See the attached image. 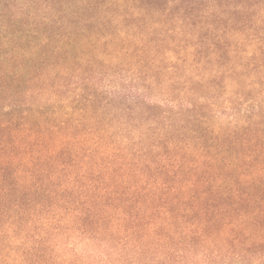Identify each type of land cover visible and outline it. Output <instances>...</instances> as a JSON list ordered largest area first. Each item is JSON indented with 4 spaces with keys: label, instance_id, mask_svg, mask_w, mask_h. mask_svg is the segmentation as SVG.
Instances as JSON below:
<instances>
[{
    "label": "trees",
    "instance_id": "trees-1",
    "mask_svg": "<svg viewBox=\"0 0 264 264\" xmlns=\"http://www.w3.org/2000/svg\"><path fill=\"white\" fill-rule=\"evenodd\" d=\"M74 1L137 14L126 66L164 102L97 93L72 49L0 72V264H264V0Z\"/></svg>",
    "mask_w": 264,
    "mask_h": 264
},
{
    "label": "rangeland",
    "instance_id": "rangeland-1",
    "mask_svg": "<svg viewBox=\"0 0 264 264\" xmlns=\"http://www.w3.org/2000/svg\"><path fill=\"white\" fill-rule=\"evenodd\" d=\"M60 3L67 10H63L61 4L56 6V0H0V72L6 67L18 65L23 70L20 76L24 85L27 78L35 76L43 68L51 72L53 66L49 67L48 64L67 63L69 60L65 57L68 54L63 51L72 49V65L81 68L79 71L83 72L84 77L91 76L100 85L97 93L102 92L108 96L110 93L115 96L130 95L127 90L135 87L139 98L145 102H164L156 90L147 89V85L152 83L148 78L135 80V74L126 66V47L132 48L135 45L126 37V33L132 32L134 24L131 22L137 19L136 13L126 17L120 13L122 8L117 6L103 15L95 10L82 13L79 12L78 1L66 5L60 0ZM123 8L126 10V5ZM136 36L144 37L142 32H136ZM187 49L190 50L189 47ZM176 56L168 51L161 64L169 67L176 62ZM148 66L151 67L149 64ZM69 72L73 74L77 71ZM9 75L4 76L6 81L11 80ZM70 76L66 74V79H61L70 81ZM181 89L180 86L174 94L179 96L183 93ZM249 93L251 94L250 91ZM207 94L213 95L210 92ZM4 96V93H0V102ZM218 96L214 100L219 103L224 95ZM257 98L264 99V94L246 95L240 102L248 107ZM203 100L205 99L201 101ZM107 101L114 104L117 99L107 98ZM109 110L114 111L115 108ZM218 116L219 113L216 117L222 120ZM123 118L126 120V114Z\"/></svg>",
    "mask_w": 264,
    "mask_h": 264
}]
</instances>
